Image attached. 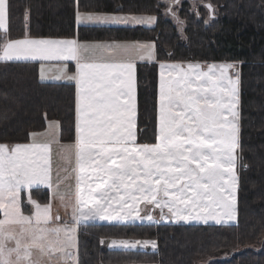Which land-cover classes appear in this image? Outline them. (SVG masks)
Masks as SVG:
<instances>
[{
    "label": "snow or ice",
    "instance_id": "1",
    "mask_svg": "<svg viewBox=\"0 0 264 264\" xmlns=\"http://www.w3.org/2000/svg\"><path fill=\"white\" fill-rule=\"evenodd\" d=\"M205 7L213 9L211 4ZM168 11L172 13L171 7ZM9 20L10 0H0V60L76 62V72L67 77L77 85L76 140L62 157L67 164L75 158V190L70 197V225L53 216L51 202L40 204L29 197L35 210L25 214L22 191L44 185L64 201L72 189L69 185L61 190L69 176L60 177L57 171L54 179L55 132L41 143L35 142L40 134L32 133L33 143L0 144V264H80L77 227L91 220L204 224L237 220L240 81L238 72L233 78L225 71L234 65L211 64L204 70L192 63L186 69L179 63L160 64L158 142L138 144L133 57L151 59L154 45L10 39ZM155 20V16L77 12L78 22ZM165 68L176 71V76L170 71L165 79ZM57 123L49 127L54 129ZM141 205H151L152 212L159 209V218L141 215ZM112 244L157 247L155 240H113Z\"/></svg>",
    "mask_w": 264,
    "mask_h": 264
},
{
    "label": "trees",
    "instance_id": "2",
    "mask_svg": "<svg viewBox=\"0 0 264 264\" xmlns=\"http://www.w3.org/2000/svg\"><path fill=\"white\" fill-rule=\"evenodd\" d=\"M190 1L174 6L173 16L168 0H10V39L77 37L154 45L155 60L135 69L138 144L158 141L160 62L234 63L239 73L237 220L81 224L80 264H264V0H197V7ZM207 4L213 5L212 15ZM78 11L156 20L134 26L79 25ZM2 36L0 32V45ZM40 73L38 63L0 62V143H28L32 133L44 131L51 121L58 122L62 144L75 142L74 80H44ZM31 196L48 203L51 191L37 187ZM22 209L33 212L25 194ZM120 238L155 240L157 247L108 246Z\"/></svg>",
    "mask_w": 264,
    "mask_h": 264
},
{
    "label": "crops",
    "instance_id": "3",
    "mask_svg": "<svg viewBox=\"0 0 264 264\" xmlns=\"http://www.w3.org/2000/svg\"><path fill=\"white\" fill-rule=\"evenodd\" d=\"M78 12H80V11H78ZM80 13H83V12H80ZM103 14H108V13H103ZM109 15H113V16H126L125 14H109ZM76 21H77V15H76ZM77 24H79V25L80 24H87V25H128V23H116V22H112V23H94V22H78V21H77ZM136 25H139V23H137ZM128 26H134V25H128ZM29 38H35V37H29ZM21 39H23V38H21ZM35 39H76L79 42H86V43H94V42L112 43V42H119V43H125V44H133V43L136 42V41H109V40H102V41H80L77 37H73V38H35ZM140 43H142V44H149L147 42H140ZM154 59H155V56H154V51L152 49V58L151 59H148V58L141 59L139 55H135L133 57V62L135 63V66H136L139 63L151 62ZM0 62H34V63H38V64H40V72L43 70V74H44V78L43 79L44 80L47 79V80H55V81H65V80L68 81L70 79H68L67 77L73 75L76 72V70H77L76 69V62L75 61H64V60L41 61L39 59H36V60L29 59V60H11V61H3V60H0ZM160 64L172 65V64H176V63H164V62H161ZM160 64H159V76H161ZM199 65H203V64H199ZM72 69H73V71H72ZM135 69H136V67H135ZM170 71H171V75L172 76L176 72V71L173 72V70H170L168 68H165L164 69L165 79L168 78ZM65 72H66L67 75H65ZM40 77H41V73H40ZM135 80H136V78H135ZM75 86H76V92H77L76 82H75ZM159 94H160V81H159V88H158V101H159ZM136 105H137V86H136ZM51 124L49 122L47 128L44 131L37 132V134H40V135L35 140V142H37V143L45 142L49 138L48 135L50 133L48 132V129H49V126ZM136 124H137V118H136ZM57 127H58L57 129H58V134H59V126H57ZM158 127H159V111H158ZM54 129H55L54 132H55V135H56V126H55ZM135 131H136V129H135ZM46 133L48 135H44ZM57 138L58 137L56 135L55 136V139H57ZM136 138H137V132H136ZM58 140H59V138H58ZM75 140H76V137H75ZM33 142H34V139L32 137V140L30 142H28V143H19V144H29V143H33ZM0 144H5V143H0ZM7 145L14 146L16 144H7ZM69 145H70V147L73 148L74 145H75V142L73 144H69ZM56 148L57 147H55V143H53L52 144V160L55 158V149ZM59 156H60V152H59ZM53 162H54V160H53ZM56 170H55L54 165H53V174H54V176L57 173ZM54 179H55V177H54ZM63 185L61 187H63ZM37 187L47 188L44 185H35V186H33V188H37ZM74 190H75V178H73V194L70 193L72 196L74 195ZM23 194H25L26 198L29 201H30V198H31V200H34L32 198V196H31V191L30 192L28 190L22 191L20 193L21 207H22V195ZM68 198L69 197L66 196L65 200L64 201H61L58 196L53 197L52 191H51V199H50L49 202H51L52 203V206H53L52 207L53 216L59 215L61 217V220H60V223L61 224L67 222L70 225L71 224V219H70V217H71V207H68L67 209H65V203L66 202L68 203V201H69ZM40 204H45V203H40ZM140 207H141V215H146V214H149L150 213L153 216H155L157 219L159 218V213H158L159 210L158 209H156L154 212H152L151 211V208H152L151 205H147V206L146 205H141ZM69 208H70V210H69ZM34 210L35 209H34V206H33V211ZM0 218H2V213H0ZM127 221H129V222L139 221V222H143V223H152V222H154V221H148V220H127ZM127 221H124V220H113V222H112V220H101V219H97V220L88 221L86 223H89V222H95V223H99V222H101V223L102 222H112V223H117V222H127ZM82 224H84V223H82Z\"/></svg>",
    "mask_w": 264,
    "mask_h": 264
},
{
    "label": "rangeland",
    "instance_id": "4",
    "mask_svg": "<svg viewBox=\"0 0 264 264\" xmlns=\"http://www.w3.org/2000/svg\"><path fill=\"white\" fill-rule=\"evenodd\" d=\"M170 0H168V2H169ZM184 1V0H183ZM193 5H194V7H197V5H198V2H197V0H191L190 1ZM175 11H179V9L178 8H176L175 9ZM176 19V18H175ZM174 20V19H173ZM176 20H178V18L176 19ZM176 20H174V21H176ZM137 23H134V22H129L128 23V25H136ZM211 64H216V65H229V64H231V65H234L235 67H232V68H226L225 69V71L228 73V75L229 76H232L233 78H234V76H233V73H232V69H236L237 70V67H236V65L234 64V63H214V62H211V63H207V64H203V65H200L204 70H207V65H211ZM182 65V67H184L185 68V63L184 64H181ZM187 68V67H186ZM185 68V69H186ZM173 72H174V70H173ZM233 72H234V70H233ZM176 72H175V74L173 75V76H176ZM239 99H240V96H239ZM238 112H239V105H238ZM52 122H56V121H51L50 122V124L52 123ZM58 124V123H57ZM56 124V135H57V137L59 138V134H58V125ZM55 129H51L50 127H49V129H48V132L50 133L48 136H50L51 135V133L54 131ZM55 135V136H56ZM58 138L56 139V141L57 142H55V147H57L56 149H55V158L53 159L54 160V168H55V170H56V172L57 171H59V175H60V177H64V176H69L70 178L68 179V180H66L65 182H64V185H63V187H61V190L62 191H65V190H67V188H68V186L69 185H71L72 186V189H71V191H69L68 192V199H69V201H68V204H69V207H71V200H70V197H72V195L70 194V193H72L73 194V178H74V173H72V168L74 167V165H75V159H74V156L72 157V164H67L66 162H65V160L62 158L63 157V154H64V152L67 150V149H69V148H72V147H70V145L69 144H62L61 142H59V140H58ZM158 142V141H157ZM63 146V147H62ZM67 146V147H66ZM69 146V147H68ZM59 152H60V156H59ZM64 168H67L68 169V171L67 172H65L63 169ZM237 174V173H236ZM54 177H56V175L54 176ZM70 202V203H69ZM67 203V202H66ZM66 209V208H65ZM69 210H70V208H69ZM159 210V209H158ZM165 212H167V209H165ZM158 213H159V215H160V210L158 211ZM112 222H113V220H112ZM112 222H102V223H112ZM162 222H173V223H177V222H175V221H171V220H169V221H162ZM179 222H184V221H179ZM232 222H235V221H232ZM232 222H229V223H232ZM101 222H99V224H102ZM140 223V222H139ZM152 223H155V221L154 222H152ZM187 223V222H186ZM190 223H195V221H193V222H190ZM196 223H199V222H196ZM200 223H202V222H200ZM209 223H215V222H213V221H210ZM113 224V223H112ZM114 224H129V221H127V222H117V223H114ZM119 240H123V238H120V239H117L116 241H119ZM128 241H134V240H136V239H132V238H130V239H127ZM146 239H143V240H141V241H145ZM145 246H147V245H137L136 247H123V246H120V245H113L112 244V242L110 243V247L112 248V249H115L114 247H117V248H119V249H122V248H145ZM150 264H154V263H150Z\"/></svg>",
    "mask_w": 264,
    "mask_h": 264
},
{
    "label": "water",
    "instance_id": "5",
    "mask_svg": "<svg viewBox=\"0 0 264 264\" xmlns=\"http://www.w3.org/2000/svg\"><path fill=\"white\" fill-rule=\"evenodd\" d=\"M180 1H181V0H179V2H180ZM170 5H171V7H172L173 5H176V4H172V2H171ZM210 11H212V9H211ZM234 72H236V69H234Z\"/></svg>",
    "mask_w": 264,
    "mask_h": 264
}]
</instances>
